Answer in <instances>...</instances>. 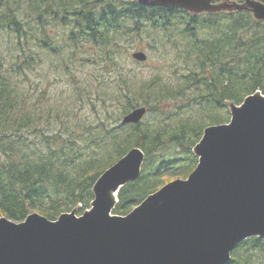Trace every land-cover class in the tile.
Segmentation results:
<instances>
[{
  "label": "trees",
  "instance_id": "obj_1",
  "mask_svg": "<svg viewBox=\"0 0 264 264\" xmlns=\"http://www.w3.org/2000/svg\"><path fill=\"white\" fill-rule=\"evenodd\" d=\"M61 1L67 11L61 21L72 26L71 44L80 47L85 41L91 42L98 48L94 55L98 60H90L114 74L111 79L104 73L98 76L102 83L97 87L98 95L104 103L124 98V115L138 106L150 107L153 102L176 98L192 89L200 106L210 112L202 120L188 119L168 129L143 127L144 119L138 124H120L118 128L123 130L132 128L116 134L101 120L98 127L111 136L99 143L98 135L85 138L69 127L56 131L53 122L71 117L69 107L47 105L44 91L33 99L25 87L27 70L35 69L42 58L33 48L27 51L23 42L25 26L15 9L10 7L9 13L2 14L0 0V19L4 23L0 28L9 34V42L0 44V215L15 221H23L36 211L54 220L77 206L83 213L92 206L93 188L102 173L132 148L140 147L145 152L142 173L120 189L113 211L128 214L169 181L168 161L160 163L154 172L147 171L153 165L152 153L168 141L175 142L186 157L182 165L176 166L174 175L188 176L198 164L193 150L204 130L230 121L231 102L242 104L256 91L264 94V20L255 18L248 9L197 13L137 0ZM132 26H151L160 33L177 32L173 40L177 46L183 44L182 58L190 67L181 84L170 85L159 75L140 82L120 66L118 38L126 36ZM46 42L39 38L36 45L60 53L59 46ZM10 54L14 55L12 60H8ZM35 134L44 138L43 147L32 146L29 136ZM111 140L113 151L101 154L111 147H102ZM90 147L96 149L89 151ZM229 264H264V237L244 240L233 250Z\"/></svg>",
  "mask_w": 264,
  "mask_h": 264
},
{
  "label": "water",
  "instance_id": "obj_2",
  "mask_svg": "<svg viewBox=\"0 0 264 264\" xmlns=\"http://www.w3.org/2000/svg\"><path fill=\"white\" fill-rule=\"evenodd\" d=\"M191 11L248 9L264 20V0L215 5L213 0H137ZM146 61L143 50L133 53ZM148 108L124 115L138 124ZM231 120L209 125L194 148L199 162L126 215L113 213L120 189L137 180L145 152L132 148L94 185L92 207L50 219L33 212L23 221L0 215V264H229L244 240L264 237V94L231 103Z\"/></svg>",
  "mask_w": 264,
  "mask_h": 264
},
{
  "label": "rangeland",
  "instance_id": "obj_3",
  "mask_svg": "<svg viewBox=\"0 0 264 264\" xmlns=\"http://www.w3.org/2000/svg\"><path fill=\"white\" fill-rule=\"evenodd\" d=\"M244 2L245 0H213L215 5H228L229 7ZM2 3V14L9 13L10 7L15 9L19 20L25 26L27 32L23 42L27 51L29 47L33 48L42 58L35 69L27 70L28 78L25 87L30 91L33 99L38 98L44 91L47 105H54V108H57L63 104L69 107L71 117L65 122L62 120L53 122L56 131H66L69 127L83 133L85 138L98 135L99 143L100 140L111 136L106 135V129L98 127L101 120L108 125V130L114 129V134L131 130L132 127H126L124 130L118 128L125 115L122 113L125 99L122 98L120 102L104 103L99 98L100 90L97 87L102 84L98 78L99 74L104 73L109 79L113 78L114 74L111 71H104L100 63L90 60V58H96L94 55L98 51V48L91 42L85 41L80 47H74L71 44L69 34L72 26L65 25L61 21L62 15L67 14L62 7L61 0H3ZM3 24L0 19V27ZM126 34L123 38H118L120 46H118L117 62L126 72L135 75L138 81L146 82L159 75L164 82L177 86L181 84L183 76L189 74L190 67L182 58L183 44L177 46L173 40L176 37V31L160 33L151 26L139 29L132 26ZM39 38L45 39L46 43L59 46L60 53H53L49 48H39L36 45ZM8 42L9 34L0 28V44ZM138 50L145 51L148 54V60H136L133 53ZM13 57L14 55L10 54L8 60H12ZM90 90H92V95L89 97ZM148 108L149 111L142 124L143 127H150L153 130L173 128L188 119L202 120L210 112L207 108L200 106L192 89L182 96L153 102ZM229 111L232 116L231 108ZM29 139L33 147L44 146L42 145L44 138L37 134L29 136ZM102 147L106 148L105 151H101V154L105 156L110 154L114 147L113 140ZM94 149L96 147H90L89 151ZM185 157L175 142L168 141L151 154L150 159L153 165L152 167L150 165L147 171L154 172L160 163L168 161L167 163H170V169L166 171L169 175L168 182L178 178L186 179L190 174L185 177L174 175L178 171L175 170L176 166L182 165ZM74 209L78 215L86 211L81 213L79 206Z\"/></svg>",
  "mask_w": 264,
  "mask_h": 264
}]
</instances>
